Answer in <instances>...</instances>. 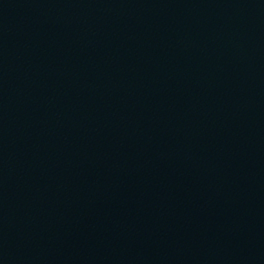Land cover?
I'll return each mask as SVG.
<instances>
[{
    "label": "water",
    "instance_id": "1",
    "mask_svg": "<svg viewBox=\"0 0 264 264\" xmlns=\"http://www.w3.org/2000/svg\"><path fill=\"white\" fill-rule=\"evenodd\" d=\"M0 264H264V0H0Z\"/></svg>",
    "mask_w": 264,
    "mask_h": 264
}]
</instances>
